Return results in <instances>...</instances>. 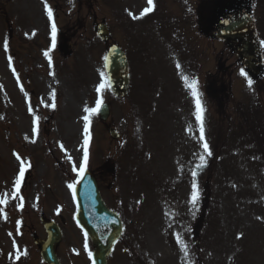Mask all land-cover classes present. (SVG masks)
Listing matches in <instances>:
<instances>
[{
    "label": "rangeland",
    "instance_id": "1",
    "mask_svg": "<svg viewBox=\"0 0 264 264\" xmlns=\"http://www.w3.org/2000/svg\"><path fill=\"white\" fill-rule=\"evenodd\" d=\"M198 1L153 0L152 13L134 19L147 0H47L49 20L45 0H0V194L13 190L14 153L30 164L20 188L23 207L17 208L19 198L0 205V264H43L29 236L45 237L39 217L60 228L61 264H92L68 185L78 178L73 163L78 170L83 161L84 106L94 107L98 96L110 105L106 124L119 133L112 140L98 113L90 117L85 168L97 174L105 158L112 160L115 173L98 187L123 223L108 264H264V75L249 87L228 48L198 33L188 12ZM253 15L264 61V0H254ZM101 20L110 30L108 43L128 56L130 83L121 100L109 88L96 92L108 44L94 34ZM218 62L230 80L224 113L210 103L204 84ZM184 77L197 81L212 152L198 169L196 99ZM193 179L195 207L189 203ZM177 234L188 246L187 260ZM18 250L27 255L17 260Z\"/></svg>",
    "mask_w": 264,
    "mask_h": 264
},
{
    "label": "water",
    "instance_id": "2",
    "mask_svg": "<svg viewBox=\"0 0 264 264\" xmlns=\"http://www.w3.org/2000/svg\"><path fill=\"white\" fill-rule=\"evenodd\" d=\"M95 33L102 41H107L110 36L103 22L96 25ZM207 34L224 42L236 54L243 69L253 78L261 76L263 64L250 12L236 10L221 14ZM105 57H108V61L106 63L104 59V71L107 80L111 81L110 90L115 97H123L129 84L126 56L118 46L112 44L107 48ZM108 114V106L103 104L99 111L100 119L105 120ZM108 132L112 138L118 137L114 129L108 128ZM75 199V220L93 244V264H107V257L120 237L122 227L118 216L104 205L91 171L85 170L83 177L75 183ZM43 226L47 238L34 239L40 248L42 260L46 264H60L55 253V247L60 240L59 229L53 222H43Z\"/></svg>",
    "mask_w": 264,
    "mask_h": 264
},
{
    "label": "snow or ice",
    "instance_id": "3",
    "mask_svg": "<svg viewBox=\"0 0 264 264\" xmlns=\"http://www.w3.org/2000/svg\"><path fill=\"white\" fill-rule=\"evenodd\" d=\"M147 3H148V7L144 8L138 17L133 16L134 19H139V18L143 17L144 15H146L147 13H150L153 11V9H154L153 0H147ZM44 7L47 11V15H48L49 20H52L53 19V12H52L51 7L48 6L47 0H45ZM129 15H132V14L129 13ZM51 30H52V47L54 48L55 42H56V31H57L56 24L54 21L51 24ZM3 46H4L5 51H7V49H8L7 41L4 42ZM44 55L49 56V52L46 51L44 53ZM104 59H105V62L107 63L108 57H105ZM49 63L51 64V57H49ZM8 64H9V67H12V57L11 56H8ZM177 67H179V65H177ZM12 70H13V72H15L14 68H12ZM240 71H241V75L247 76V73H245L244 69H241ZM17 79H18V77H17ZM184 80H185L186 86L191 89L192 96L196 99V113H195V115H196V120L199 122V133H200L199 139L201 141V147L203 149V153L200 154L198 157L199 161H200V163L196 166L198 169V168H202L206 163L205 154L207 156H211L212 152L210 150L209 143L206 141L205 136H204V132H205V129H204V108L201 104V100L199 99V93L197 90V81L195 79H193L189 83L187 77H184ZM251 85H252V80L248 79V86L251 87ZM110 87H111V81L106 80L105 79V73L101 72L100 73V83L96 87V92L98 94L102 93L104 90H106L107 88H110ZM21 91H23L22 86H21ZM52 95L54 96L55 92H53ZM102 104H103V99H102V97L98 96V98L95 101L94 107H89V106L85 105L84 109H83V111L85 113V115L82 117L83 121L85 122L84 123V140H83V161L80 163L78 170H77L75 163H73V166H72V171L77 172L78 179L83 177L85 167L87 165L88 158H89L88 144H89V139H90V136H89L90 117L92 115L99 113V111L101 110ZM50 106L55 107V104H52ZM28 110H29V112H33L31 105H29ZM38 120H39L38 117H36L33 120V125H34L32 128L33 134H37L39 131ZM25 139H27V137H25ZM33 142H35V141H33ZM60 147L63 148V144H61ZM14 155H16V159L19 161L18 174H17V177L15 179L12 192L11 193L5 192V193L0 194V205H7L9 203L10 199L15 200V199L19 198L20 203L17 205V208H22L24 198H23V196L20 195V188H21V184H22V181L24 179V176H25V172H26L27 168L30 167V164L26 165L25 161L18 154L14 153ZM68 159L71 160L72 157L69 156ZM196 175H197V171H196V169H193L192 170L193 178H195ZM68 187L70 189H73V198L75 199V183H70L68 185ZM191 188H192V191L190 194L189 203L193 207H195L199 201V190H198V185H197V182L195 179H193V181H192ZM138 203H139V201H138ZM57 211H59V209H57ZM0 213H4L3 207H0ZM258 219H260V218L258 217ZM19 223H20V221H17V224H19ZM9 235H12V234L9 233ZM85 235H87V234H85ZM242 235H243L242 233L238 234L237 238L238 239L241 238ZM176 239H177V242L181 245V251L184 253L185 260H187L188 255H189L188 246L184 243L183 239L181 238V236L179 234L176 235ZM13 246L14 247L16 246L15 241H13ZM85 248H87V243H85ZM88 254H89V256L92 255L91 252H89ZM9 255L11 256L12 253H9ZM20 255H27V252L25 251L23 253H20L18 250L17 255H16L17 260L20 258Z\"/></svg>",
    "mask_w": 264,
    "mask_h": 264
},
{
    "label": "trees",
    "instance_id": "4",
    "mask_svg": "<svg viewBox=\"0 0 264 264\" xmlns=\"http://www.w3.org/2000/svg\"><path fill=\"white\" fill-rule=\"evenodd\" d=\"M217 1H219V0H217ZM222 2H223V5L225 7L244 5V2L240 1V0H226L225 2L224 1H222ZM245 3H246V1H245ZM223 5L220 4L219 7H221ZM221 65L222 64L218 63L217 78H216L217 79V84H219L218 85V90L222 92V93L218 94V97H217V100H216L217 107H218L219 110L224 108V106L226 105L225 100L228 97V84H225L224 81H223V78H222L223 77V73H225L224 72L225 70H223V73H221V70H222Z\"/></svg>",
    "mask_w": 264,
    "mask_h": 264
},
{
    "label": "flooded vegetation",
    "instance_id": "5",
    "mask_svg": "<svg viewBox=\"0 0 264 264\" xmlns=\"http://www.w3.org/2000/svg\"><path fill=\"white\" fill-rule=\"evenodd\" d=\"M199 12H204V11L199 10ZM210 13H211V12H210ZM208 23H209V21H208V19H207L206 21L200 22V26H201V27L206 26ZM201 27H200V28H201ZM0 259L2 260L1 255H0Z\"/></svg>",
    "mask_w": 264,
    "mask_h": 264
},
{
    "label": "bare ground",
    "instance_id": "6",
    "mask_svg": "<svg viewBox=\"0 0 264 264\" xmlns=\"http://www.w3.org/2000/svg\"><path fill=\"white\" fill-rule=\"evenodd\" d=\"M8 86H9V87L13 86V83H12V82H10Z\"/></svg>",
    "mask_w": 264,
    "mask_h": 264
}]
</instances>
